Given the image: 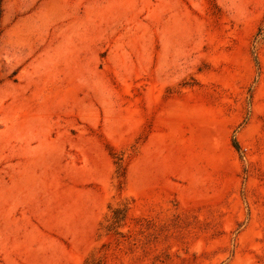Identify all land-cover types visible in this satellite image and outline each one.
Instances as JSON below:
<instances>
[{
	"label": "rangeland",
	"instance_id": "obj_1",
	"mask_svg": "<svg viewBox=\"0 0 264 264\" xmlns=\"http://www.w3.org/2000/svg\"><path fill=\"white\" fill-rule=\"evenodd\" d=\"M11 106L0 264H264V0H1Z\"/></svg>",
	"mask_w": 264,
	"mask_h": 264
},
{
	"label": "bare ground",
	"instance_id": "obj_2",
	"mask_svg": "<svg viewBox=\"0 0 264 264\" xmlns=\"http://www.w3.org/2000/svg\"><path fill=\"white\" fill-rule=\"evenodd\" d=\"M26 26H27V24H26ZM30 27V26H29ZM23 33V32H22ZM71 64V63H70ZM28 83V82H27ZM14 113H16V108H14V106H11V107H8V108H5V109H2L1 111H0V115L2 114L3 115V117H7V118H9L12 114H14ZM13 119V118H12ZM45 120H46V118H44ZM51 146V145H50ZM41 157V155L39 156V157H37V158H40ZM24 170V169H23ZM28 183V182H27ZM10 189V188H9ZM12 190V189H11ZM10 191V190H9ZM7 193H8V191H7V189H4L3 188V191L0 193V201H3V200H5L6 198H7ZM11 193H12V191H11ZM30 195V194H29ZM38 204V203H37ZM61 204V203H60ZM67 206V205H66ZM48 209V208H47ZM52 209H53V207H52ZM67 216V215H66ZM64 217V216H63ZM68 222V221H67ZM43 246V245H42Z\"/></svg>",
	"mask_w": 264,
	"mask_h": 264
},
{
	"label": "trees",
	"instance_id": "obj_3",
	"mask_svg": "<svg viewBox=\"0 0 264 264\" xmlns=\"http://www.w3.org/2000/svg\"><path fill=\"white\" fill-rule=\"evenodd\" d=\"M1 1V0H0Z\"/></svg>",
	"mask_w": 264,
	"mask_h": 264
}]
</instances>
